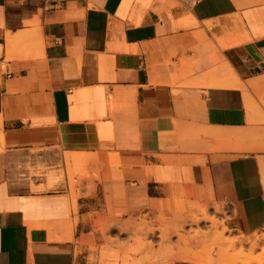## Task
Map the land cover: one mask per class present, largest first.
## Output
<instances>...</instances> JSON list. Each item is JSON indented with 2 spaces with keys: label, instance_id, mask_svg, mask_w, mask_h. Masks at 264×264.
Instances as JSON below:
<instances>
[{
  "label": "crops",
  "instance_id": "obj_1",
  "mask_svg": "<svg viewBox=\"0 0 264 264\" xmlns=\"http://www.w3.org/2000/svg\"><path fill=\"white\" fill-rule=\"evenodd\" d=\"M262 94L264 0H0V264H203L205 206L263 229Z\"/></svg>",
  "mask_w": 264,
  "mask_h": 264
},
{
  "label": "rangeland",
  "instance_id": "obj_2",
  "mask_svg": "<svg viewBox=\"0 0 264 264\" xmlns=\"http://www.w3.org/2000/svg\"><path fill=\"white\" fill-rule=\"evenodd\" d=\"M254 100L257 105L254 122L264 123V94L255 96ZM260 148L264 150V143ZM215 211L212 215L205 206L187 219L191 241L199 242L203 248V252H196L191 259L203 264H207L202 261L206 258H211L215 264H264V239L258 240L264 236V228L251 235L237 233L218 216L223 212L219 205L215 206Z\"/></svg>",
  "mask_w": 264,
  "mask_h": 264
},
{
  "label": "bare ground",
  "instance_id": "obj_3",
  "mask_svg": "<svg viewBox=\"0 0 264 264\" xmlns=\"http://www.w3.org/2000/svg\"><path fill=\"white\" fill-rule=\"evenodd\" d=\"M264 239V236L262 237V238H259L258 240L259 241H261V240H263ZM223 240V239H222ZM255 240V239H254ZM216 255V254H215ZM209 259V258H208ZM219 259V258H218ZM263 259V258H262ZM254 260H255V258H254ZM232 261V260H231ZM213 262V260L212 259H210L209 260V263H212ZM249 262V261H248ZM229 263V262H228ZM264 263V262H263Z\"/></svg>",
  "mask_w": 264,
  "mask_h": 264
}]
</instances>
